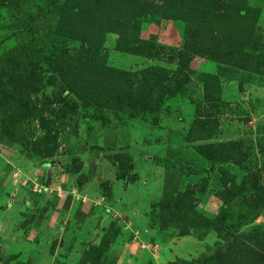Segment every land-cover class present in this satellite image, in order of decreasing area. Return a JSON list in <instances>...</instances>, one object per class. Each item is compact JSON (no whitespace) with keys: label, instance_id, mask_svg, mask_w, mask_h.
I'll list each match as a JSON object with an SVG mask.
<instances>
[{"label":"rangeland","instance_id":"rangeland-1","mask_svg":"<svg viewBox=\"0 0 264 264\" xmlns=\"http://www.w3.org/2000/svg\"><path fill=\"white\" fill-rule=\"evenodd\" d=\"M187 1L0 0V264H264V0Z\"/></svg>","mask_w":264,"mask_h":264},{"label":"trees","instance_id":"trees-1","mask_svg":"<svg viewBox=\"0 0 264 264\" xmlns=\"http://www.w3.org/2000/svg\"><path fill=\"white\" fill-rule=\"evenodd\" d=\"M187 2H188V5L190 4V6L186 10L185 19H187L188 15L196 18L199 15V13H198L199 10L204 11V12L206 10V9H202V6L200 7V4L203 3L202 0H188ZM184 4L185 3L183 2V5ZM179 8H180V6L178 8H176L175 11L179 10ZM201 16L205 17V15H200L199 17L204 18ZM195 18H192V19H195ZM198 20H200V19L198 18ZM198 26H199V24H197V27ZM228 51L235 53V52H240L242 50H241L239 43H234L228 47ZM233 53L230 54L229 56H225L223 54H219V56L222 58L228 59V60H233V55H234ZM74 65H75L74 67L72 66L73 70L69 69L67 72L64 73V79L68 83L70 91L75 93L77 96L81 97L82 99H86V98L91 96L92 101H94L96 103L101 102L99 100V97H103V96L100 95L98 92L94 93L95 95H90L89 92H93V90L91 91L90 88L87 91L83 92V90L86 88V86L88 84V77L90 76L87 69H90V67L93 66V63H88V64L83 63V64H74ZM107 69L110 72H114V74L117 75L118 77L122 78V80L124 78H126L127 76L131 75L129 72L119 70L117 68L107 67ZM208 81L210 82L209 77H208ZM114 82H116V81L107 80L102 85L101 89H103V95H105L109 92H111V93L114 92L115 95L118 96V94L121 93V86H119V85L116 86L114 84ZM214 83H215V81L212 82L213 85H214ZM205 87L207 88L206 84H205ZM208 157L211 158V156H208ZM213 160L226 162L227 158H223V156H215L213 158Z\"/></svg>","mask_w":264,"mask_h":264},{"label":"crops","instance_id":"crops-1","mask_svg":"<svg viewBox=\"0 0 264 264\" xmlns=\"http://www.w3.org/2000/svg\"><path fill=\"white\" fill-rule=\"evenodd\" d=\"M129 56H131L130 54H128ZM137 57V56H136ZM138 59H141L140 57H137ZM129 60H131L130 58H128Z\"/></svg>","mask_w":264,"mask_h":264}]
</instances>
